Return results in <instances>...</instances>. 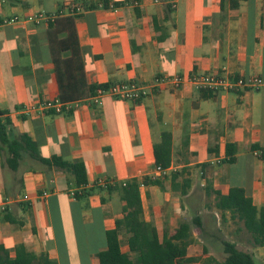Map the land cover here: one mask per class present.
Instances as JSON below:
<instances>
[{"label":"crops","instance_id":"obj_1","mask_svg":"<svg viewBox=\"0 0 264 264\" xmlns=\"http://www.w3.org/2000/svg\"><path fill=\"white\" fill-rule=\"evenodd\" d=\"M72 1L95 5L76 17L88 84L148 83L156 75L222 69L264 79V0H243L236 7L231 0L224 6L221 0H108V6L104 0H0V22L39 11L66 12ZM115 2L120 5L110 6ZM168 4L174 10L166 18ZM57 90L47 23L1 25L0 108L10 118L9 136L28 133L40 156L52 160L44 163L23 149L13 169L7 146L0 145V203H7L0 212V245L10 257L25 244L59 264H99L106 232L123 217L125 202L118 190L100 188L97 180L115 186L151 177L154 145L170 132V172L159 177L162 186H140L145 221L162 237L199 215L204 231L193 228L189 254H201L206 247L216 256L220 243L228 240L264 262V246H255L229 211L219 213L215 195V190L226 193L238 186L264 205V159L251 149L253 144L264 149V87L206 98L189 85L160 88L138 101L112 96L99 104L84 100L64 113L30 109L58 97ZM227 143L236 144L232 162L224 161ZM216 146L218 153L209 151ZM53 157L87 165V189L78 198L69 194L75 186ZM128 236L122 232L121 249L136 258ZM243 237L251 248L243 246Z\"/></svg>","mask_w":264,"mask_h":264},{"label":"trees","instance_id":"obj_2","mask_svg":"<svg viewBox=\"0 0 264 264\" xmlns=\"http://www.w3.org/2000/svg\"><path fill=\"white\" fill-rule=\"evenodd\" d=\"M224 1L221 0L222 6ZM243 0H231L236 7ZM108 6L109 1L104 0ZM113 5H120L115 2ZM95 5L83 7L93 8ZM173 7L166 6V18L173 12ZM77 14H59L54 20L47 23V38L50 47L51 59L54 63V71L57 82V96L64 102L84 100L95 94L100 85L88 84L84 69L81 47L76 28ZM107 86V84H103ZM203 97H213L216 92L201 90ZM7 112L0 108V145L7 146L10 156L8 159L11 168H16L22 157V150L44 163L52 160L40 156L37 143L28 133H22L17 138L9 136L10 118ZM24 144L26 146H24ZM252 150L261 151L260 158L264 159V149L253 144ZM209 151L218 153V146L209 147ZM226 152L229 158L225 162L234 161L236 144L227 143ZM155 165L169 168L172 163V134L164 132L160 142L154 145ZM55 165L67 171L69 180L74 186L87 184V165L83 161L69 162L60 157L52 158ZM176 172L171 176L175 177ZM166 176V175H165ZM154 184L162 186L161 178L144 176L132 178L113 186L109 184L105 188L111 192L118 190L125 204L123 217L116 221V226L106 232L107 247L98 253L99 264H257L253 253L242 250L234 242L223 240L224 257L217 258L211 254L208 248H204L201 254H189L188 247L194 242L193 228L198 227L204 231L201 217L196 215L192 221H183L172 230H165L160 237L156 226L144 219V210L140 193V185ZM185 192V191H183ZM216 206L221 211H229L233 219L241 222L252 236L255 246H264V205L258 206L252 197L248 196L242 187H231L226 193L215 190ZM80 194L78 195V197ZM77 197V198H78ZM125 231L129 234L127 243L130 251L137 254L132 258L129 253L121 249V234ZM0 264H59L47 253L37 254L29 250L25 244L16 247V256L10 257L7 250L0 245Z\"/></svg>","mask_w":264,"mask_h":264},{"label":"built area","instance_id":"obj_3","mask_svg":"<svg viewBox=\"0 0 264 264\" xmlns=\"http://www.w3.org/2000/svg\"><path fill=\"white\" fill-rule=\"evenodd\" d=\"M110 6L114 7L113 4ZM84 11L82 4L75 1L69 3L67 14H79ZM66 12H45L39 11L30 14H26L23 17L13 16L6 18L0 22V26L3 24L17 23V22H31L35 24L48 23L54 20L59 14H65ZM97 87L95 94L84 100H90L95 104L102 102L105 96H112L122 100H134L138 101L146 96L150 95L154 91L160 88L180 90L187 86H192L198 90H212L214 92L219 91H240L242 89H257L264 87V79L260 75L249 74V75H237L227 69L212 70L204 73H193L191 75L176 74V75H156L151 82L144 83L136 80H129L120 83H106ZM84 100H77L73 102H64L59 97L45 99L34 104L30 109L39 112H55L64 113L70 112L73 106H78L79 102ZM256 154L260 155L261 151H255ZM169 168H163L160 165L155 166V171L152 174V178H159L165 176L170 172ZM106 179L100 178L96 184L100 187H107L112 184ZM140 186H144L141 183ZM87 189V184L75 186L71 189L69 194L73 198H77L78 195L83 194ZM48 191L44 192L46 196ZM7 209V203H0V212H4Z\"/></svg>","mask_w":264,"mask_h":264},{"label":"rangeland","instance_id":"obj_4","mask_svg":"<svg viewBox=\"0 0 264 264\" xmlns=\"http://www.w3.org/2000/svg\"><path fill=\"white\" fill-rule=\"evenodd\" d=\"M218 209V208H217ZM219 213H221V211L219 210ZM230 213V212H229ZM220 217H221V221H223L224 222V219H225V216L222 214H220ZM234 221H236V222H239V221H237V220H235L234 219ZM241 223V222H240ZM242 224V223H241ZM245 237H243V242H242V244H243V246L244 247H246V248H251V246H250V244L247 242L246 243V240L244 239ZM220 252H218L217 250H215V255L217 256V257H219V258H222V255H223V244L222 243H220ZM256 262H257V264H264V262L263 261H261L260 259H256Z\"/></svg>","mask_w":264,"mask_h":264}]
</instances>
